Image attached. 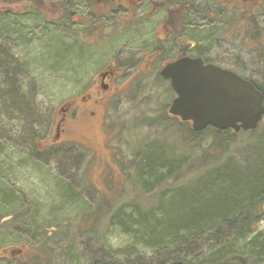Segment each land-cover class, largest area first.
Returning <instances> with one entry per match:
<instances>
[{
  "label": "rangeland",
  "instance_id": "rangeland-1",
  "mask_svg": "<svg viewBox=\"0 0 264 264\" xmlns=\"http://www.w3.org/2000/svg\"><path fill=\"white\" fill-rule=\"evenodd\" d=\"M31 9V0H0V14L6 13L0 18V53L9 60V80L13 81L6 86L7 76L0 70V176L6 175L8 184L17 187L22 199H28L30 212L36 210L31 219L29 213L23 218L22 223L28 229L23 231H14L21 225L18 217L12 221L7 212L0 210V216L6 220L3 224L9 225L8 229L0 226V253L19 250L4 262L30 263L37 247L31 237L36 236L38 244L41 237H47L42 239L53 251L52 264L75 259L79 264H97L95 257L99 258L103 245V252H111L117 260L115 264H136L137 257L157 263L156 257L151 258L150 252L141 245L132 247L133 237L118 225L112 226L110 219L123 210L131 212L134 218L137 214L133 213V207L148 209L156 204L154 198L159 189L146 192L135 179L132 163L134 153L146 142L159 139L172 146L178 135L175 131L187 127L180 124L179 118L171 116L167 120L165 116L174 97L173 91H169V82L153 74L120 76L119 86L113 90L115 94L108 98L104 109H97L95 115L72 124L61 135V142L51 145L50 149L48 138L54 133L58 108L88 92L95 77L92 64L97 59L85 60L88 58L82 55L96 49L98 57L103 49L99 46L90 49L74 38L64 43L54 31L56 28L33 21ZM245 13L252 14V10L247 8ZM74 27L75 31L79 28ZM255 28L262 31L261 26L255 25ZM197 37L207 41L204 28L198 30ZM252 42L255 45L257 40ZM262 45L264 51V41ZM249 47L245 43L242 52L235 48L226 66L238 67L239 74L264 88V59L255 56ZM261 55L264 56L262 52ZM17 82L24 86L18 92L27 101L32 100L41 119L29 136L21 133L24 122L14 100L3 102L1 98L4 90L15 93ZM260 125L259 130L264 132V121ZM244 137L242 133L235 136L240 141ZM237 148L235 144L229 152L232 154ZM93 211L98 212L94 224L88 216H93ZM54 223L59 225L55 240L42 234L48 228L43 225ZM263 228L264 221H260L256 230ZM8 230L13 233L5 234ZM66 235L72 239V245ZM123 252L132 255L125 256ZM48 255L45 247L39 251L42 264Z\"/></svg>",
  "mask_w": 264,
  "mask_h": 264
},
{
  "label": "trees",
  "instance_id": "trees-1",
  "mask_svg": "<svg viewBox=\"0 0 264 264\" xmlns=\"http://www.w3.org/2000/svg\"><path fill=\"white\" fill-rule=\"evenodd\" d=\"M5 14L1 12L0 18ZM245 18L243 45L246 43L250 52L264 59L262 42L258 40L252 44L259 38V32L253 27L254 15L249 13ZM6 58L0 53V70L7 76L6 86H9L13 81L9 80L10 66ZM247 79L264 94L261 84ZM17 85L15 93L4 90L1 98L3 102L14 100L24 122L21 133L29 136L35 132L33 127L35 123H41V119L32 100L27 101L19 93L24 86L20 82ZM169 91L172 93L170 87ZM165 116L167 120L172 119L168 114ZM180 124H187V127L183 131H175L178 135L172 146L154 139L134 153L132 167L135 179L148 193L159 189L157 198H154L156 204L148 209L133 207V213L137 214L134 218L131 212L117 211L110 219L111 225H118L133 237L132 247L141 245L143 250L150 252L151 258L157 259V263H152L151 259L144 261L137 257L136 264H169L174 261L215 264L234 255L242 256L247 264H264V228L256 230L257 224L264 221V132L259 130L261 125L253 130H240L238 133L245 135L240 141L235 138L237 133L229 129L208 127L196 132L187 122ZM235 144L239 150L231 154L229 150ZM193 151L195 156L191 154ZM0 177V210L7 212L12 221L19 218L21 225L14 231L26 229L23 218L28 213L35 214L36 210L30 212L28 199H22L17 187L8 184L6 175ZM92 214L96 218L98 212ZM90 219L94 224V218ZM2 225L8 229L7 223H0ZM43 226L48 228L42 234L54 239L58 223ZM11 233V230L5 231V234ZM42 238L47 239L41 237L33 259L26 264H31V261L42 264L38 253L44 247L49 252L45 264H52L53 251ZM104 248V245L100 247V256L98 259L95 257V263H117L111 252H103ZM13 251L0 253V264H6L4 260L11 259ZM123 255L132 253L123 252Z\"/></svg>",
  "mask_w": 264,
  "mask_h": 264
},
{
  "label": "flooded vegetation",
  "instance_id": "flooded-vegetation-1",
  "mask_svg": "<svg viewBox=\"0 0 264 264\" xmlns=\"http://www.w3.org/2000/svg\"><path fill=\"white\" fill-rule=\"evenodd\" d=\"M31 4L33 21L56 28L64 43L74 38L89 48L103 49L98 57L91 48L82 55L85 60L97 59L92 64L95 77L88 92L58 108L49 147L61 142L72 124L104 109L124 74L160 76L166 64L181 57H198L203 64L239 74L226 62L235 48L242 52L245 10L257 14L253 27L264 26V0H31ZM74 26L79 28L75 31ZM197 27L204 28L207 41L197 37ZM257 32L255 40L263 42L264 29ZM4 221L2 217L0 223ZM35 237L31 241L38 244Z\"/></svg>",
  "mask_w": 264,
  "mask_h": 264
},
{
  "label": "water",
  "instance_id": "water-1",
  "mask_svg": "<svg viewBox=\"0 0 264 264\" xmlns=\"http://www.w3.org/2000/svg\"><path fill=\"white\" fill-rule=\"evenodd\" d=\"M169 80L175 96L168 113L183 122H190L198 132L211 126L215 129L248 131L255 129L264 116V95L255 85L235 72L201 58L181 57L166 64L160 71ZM169 264H185L174 261ZM215 264H247L235 255Z\"/></svg>",
  "mask_w": 264,
  "mask_h": 264
},
{
  "label": "bare ground",
  "instance_id": "bare-ground-1",
  "mask_svg": "<svg viewBox=\"0 0 264 264\" xmlns=\"http://www.w3.org/2000/svg\"><path fill=\"white\" fill-rule=\"evenodd\" d=\"M68 236H69V234H68ZM68 236L66 235V239L68 238ZM70 241H71V243H70V245H72V239H70V238H68ZM74 240V239H73ZM94 254V253H93ZM63 264H79L78 262H77V260L75 259L74 260V262H64Z\"/></svg>",
  "mask_w": 264,
  "mask_h": 264
}]
</instances>
